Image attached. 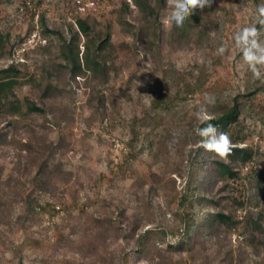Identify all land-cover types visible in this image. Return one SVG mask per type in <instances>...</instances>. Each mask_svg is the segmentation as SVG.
<instances>
[{
    "label": "rangeland",
    "instance_id": "374dc122",
    "mask_svg": "<svg viewBox=\"0 0 264 264\" xmlns=\"http://www.w3.org/2000/svg\"><path fill=\"white\" fill-rule=\"evenodd\" d=\"M95 1L99 8L88 17L95 20L98 31L109 30L113 46L110 80L102 88L108 100L103 113L88 103L91 86L79 77L70 82L67 76L56 82L62 92L49 103L47 119L32 116L15 123L17 118L0 106V133L5 135L0 142V264H173L180 259L185 264H237L241 259L244 264H264L263 255L252 256V249L238 234L228 241L234 256L231 263L206 244L197 246L193 256L178 254V248L168 246L176 242L171 236L157 249L152 246L156 237L147 240L144 251L136 245L138 235L147 228L175 224L170 202L186 190L192 174L190 145L181 133L208 118L214 102L210 88L215 85L226 96L264 88V79L253 77L234 40L237 31L257 26L258 13L249 1L217 0L226 12L212 14L210 39L200 43L195 31L182 39L173 25L162 23L155 28L154 19L144 15L134 0ZM163 2L162 21L169 13ZM42 13L50 26L64 30L79 14L74 0H0V33L8 50L0 68L12 62L24 64L20 65L23 85L16 94L25 103L40 101V85L45 83L46 71L52 72L59 49L57 37L42 35ZM147 27L149 37L142 41L141 30ZM36 30L46 42H32ZM261 32L264 40V29ZM84 40L81 36V52ZM221 45L226 49L223 55L217 52ZM202 70L207 73L204 89H190L184 100L163 110V127L152 130L150 138L143 135L144 149L134 156L127 145L129 123L136 114L156 110V82L163 81L172 98L178 88L170 80L183 76L190 82ZM261 72L264 76V68ZM260 106L264 107V89L247 102L239 126L246 143L264 152ZM202 107L206 112L198 120L196 113ZM168 132L169 139H163ZM29 141L35 148L42 141L56 148L50 165L55 177L46 191L37 188L33 177L39 161L52 152L31 156L24 147ZM258 165L264 169V157L245 167L243 179L230 182L231 189L221 197L246 200L247 178ZM223 186L224 181L218 180L211 187L221 191ZM29 194L41 202H54L61 210L54 216H26ZM222 205L236 211L232 199L223 200ZM255 213H261L262 220L253 225V232L264 239L263 206ZM236 214L243 220L245 211ZM243 250L248 258L245 253L241 256Z\"/></svg>",
    "mask_w": 264,
    "mask_h": 264
},
{
    "label": "trees",
    "instance_id": "16d2710c",
    "mask_svg": "<svg viewBox=\"0 0 264 264\" xmlns=\"http://www.w3.org/2000/svg\"><path fill=\"white\" fill-rule=\"evenodd\" d=\"M242 1H249L256 13H258L257 6L264 2V0ZM134 2L144 15L154 19L155 28L159 29L162 25L161 9L164 6L163 0H134ZM218 10L226 12V8L220 6L217 0H213L211 7H206L203 11L197 9L185 21L182 28H177L178 36L182 39L188 38L191 35L190 33L195 31L200 43L210 39L212 14H215ZM39 24L44 37L55 36L59 41V49L52 72L46 71V76L43 77L45 83L42 82L40 85V101L33 100L25 103L18 98L16 89L23 85L20 65L24 64L12 62L0 68V106L4 108L5 112L17 118L14 121L15 123L32 116H43L47 119L51 114L49 103L55 100L59 92H62L56 82L67 76L70 82L76 81L79 77L91 86L88 103L95 107L97 111L103 113L108 100L102 88L109 83L113 68V64L110 62L113 56V46L109 30L106 29V32L98 31L95 20L82 14H78L74 18V23L70 24L67 30L50 26L44 13L39 17ZM214 24L219 25L215 22ZM257 27L259 28L260 25L257 24ZM173 28H176V26L173 25ZM149 33L150 29L148 27L142 28V41L149 37ZM81 36L85 37L83 52L80 50ZM7 55L5 36L0 33V60ZM169 82L178 88L172 98L165 91L163 81H157L156 110L153 112L145 111L142 116L136 114L130 120V138L127 145L132 149L134 156L139 155L144 149L140 145L143 135L150 138L152 130L163 127L165 116L162 111H169L178 101L184 100L190 89L194 92L203 90L207 83V73L202 70L190 82L186 81L183 76ZM263 89V87H256L245 94L239 93L235 96H226L217 86L213 85L210 88V92L214 94L212 110L208 114V116L214 118L210 120V123L215 126L218 132L228 134L231 140V151L225 159L202 146V138L196 134V129L206 127L207 119L181 133L190 145L191 162L189 167L192 174L187 182L186 190L177 193L170 202L175 224L171 228H147L138 235L136 239L137 247H141L144 251L147 240H153L156 237L152 246L157 249L158 245L165 243L166 239L171 236L176 239V242H169L168 246L170 249L173 247L178 248L179 251H176L178 254L188 253L193 256L197 246L206 244L210 248H217V254L222 255L224 261L232 262L234 259L233 250L229 247L230 243L228 241L232 236L238 234L243 238L246 246L252 249V256L260 257L263 255L264 259V250H262L264 239L256 237L253 232V225L259 224L262 220L261 213L256 216L255 209L260 206H263L264 209V169L261 168V165H258L251 170L247 178V186L244 187L243 194L247 196L246 200L235 197L227 198V196L221 197L222 193L231 189L230 182L243 179L242 170L245 167L254 163L258 157H264V152H261L260 147L246 143V136L241 132L239 126L240 117L245 112L247 102L251 101ZM260 111L264 113L263 106H260ZM52 122L55 121L52 120ZM12 123L10 121L8 124L11 125ZM146 130H149L148 134L144 133ZM163 136V139L168 140L169 132L168 134L164 133ZM4 137L5 135L0 133V142L3 141ZM150 143L152 146V139ZM163 143V141H160V144ZM24 147L31 156H44L47 150L52 152L39 161L33 177L37 188L46 191L49 183L55 177L54 172L50 171V165L51 156L54 155L53 151L56 148L53 147L52 143L47 144L44 141L36 148L31 141L24 144ZM197 174L203 176L198 177ZM68 175L71 174L66 173L67 177ZM218 180L224 181L223 190L221 191L220 189L213 190L211 187L212 185L215 186ZM226 199H232L236 211H245L243 220L236 214V211L232 212L222 205V201ZM25 201L26 216L38 217L49 214L54 216L61 210V208H57L60 206H57L54 202H41L33 194H29ZM19 219L21 220L22 216ZM240 253L241 256L244 255L245 250ZM245 257H247L246 253ZM173 264L185 263L180 259L174 260ZM237 264H244V261L241 259ZM261 264L263 263L261 262Z\"/></svg>",
    "mask_w": 264,
    "mask_h": 264
},
{
    "label": "clouds",
    "instance_id": "9594fccd",
    "mask_svg": "<svg viewBox=\"0 0 264 264\" xmlns=\"http://www.w3.org/2000/svg\"><path fill=\"white\" fill-rule=\"evenodd\" d=\"M213 0H166L168 15L163 19L162 23L165 27L175 25L182 28L185 21L191 17L194 12L199 9L203 11L206 7H211ZM258 28L255 24L244 27L237 31L234 36L236 47L242 51V59L248 65L255 79H264L261 68H264V40L260 39L261 29H264V2L257 6ZM226 49L223 45L217 50L218 54L223 55ZM206 100L208 97L206 95ZM205 108H201L197 113V119L204 118ZM214 117L208 116L206 127L197 128L196 134L202 140V146L208 150L215 152L221 158L227 157L231 151V140L226 132H218L210 120Z\"/></svg>",
    "mask_w": 264,
    "mask_h": 264
},
{
    "label": "built area",
    "instance_id": "2783aa9c",
    "mask_svg": "<svg viewBox=\"0 0 264 264\" xmlns=\"http://www.w3.org/2000/svg\"><path fill=\"white\" fill-rule=\"evenodd\" d=\"M74 5L77 9V12L82 15H92L99 8L98 3L95 0H74ZM32 37V42H46V39L41 37L40 32L38 30L34 31ZM57 208L60 209V207Z\"/></svg>",
    "mask_w": 264,
    "mask_h": 264
}]
</instances>
